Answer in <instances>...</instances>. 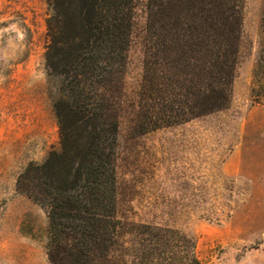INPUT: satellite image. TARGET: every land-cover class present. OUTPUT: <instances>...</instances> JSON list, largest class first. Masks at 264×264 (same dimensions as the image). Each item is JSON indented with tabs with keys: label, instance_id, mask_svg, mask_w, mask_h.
Returning a JSON list of instances; mask_svg holds the SVG:
<instances>
[{
	"label": "rangeland",
	"instance_id": "rangeland-1",
	"mask_svg": "<svg viewBox=\"0 0 264 264\" xmlns=\"http://www.w3.org/2000/svg\"><path fill=\"white\" fill-rule=\"evenodd\" d=\"M148 3L134 1L122 89L121 242L132 246L141 225H156L191 237L202 264H264V0H245L230 104L141 132L134 108L150 45ZM53 14L52 0H0V264H51L47 211L18 179L60 149L59 90L46 60Z\"/></svg>",
	"mask_w": 264,
	"mask_h": 264
},
{
	"label": "trees",
	"instance_id": "trees-1",
	"mask_svg": "<svg viewBox=\"0 0 264 264\" xmlns=\"http://www.w3.org/2000/svg\"><path fill=\"white\" fill-rule=\"evenodd\" d=\"M134 1L52 0L46 60L59 90L60 149L18 179L47 211L51 264H202L195 241L178 230L141 225L129 247L117 233L115 160ZM244 6L149 0L150 45L134 108L141 132L230 104Z\"/></svg>",
	"mask_w": 264,
	"mask_h": 264
}]
</instances>
